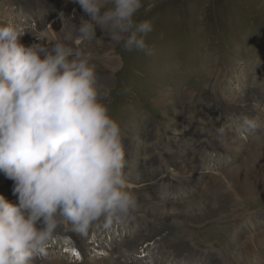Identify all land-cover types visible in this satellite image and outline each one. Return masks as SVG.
<instances>
[{"label": "clouds", "instance_id": "1", "mask_svg": "<svg viewBox=\"0 0 264 264\" xmlns=\"http://www.w3.org/2000/svg\"><path fill=\"white\" fill-rule=\"evenodd\" d=\"M73 2L90 17L76 28V47L25 46L22 27L0 26V172L14 181L19 201L0 195V264H36L61 223L88 238L102 218L111 225L140 207L126 190L111 90L101 83L92 53L78 45L96 41L99 27L126 51L150 55L146 37L153 24L136 19L143 0Z\"/></svg>", "mask_w": 264, "mask_h": 264}, {"label": "rangeland", "instance_id": "2", "mask_svg": "<svg viewBox=\"0 0 264 264\" xmlns=\"http://www.w3.org/2000/svg\"><path fill=\"white\" fill-rule=\"evenodd\" d=\"M79 16L90 20L85 12ZM136 19L138 22L148 20L153 24V31L146 37V43L152 50L150 55L139 50L126 51L122 43L110 41V37L99 27L96 30V41H85L78 46H81L83 51L92 53L101 83L111 90V102L105 103H108L111 117L122 128L123 142L133 143L134 140H140V134L147 132L150 137L155 133L148 144H138L136 151L129 155V169L126 161L124 171H128L130 179L137 178V174L147 166L154 146L162 137L159 130H165L170 125L167 124V118H172V126L178 127V115L181 116L188 110L194 111V108L188 109L187 105L194 104V100L201 94L212 91L224 78L229 65H232L241 78L252 83L261 80L264 84V0H143V7L136 14ZM73 47H76L74 43ZM155 56L163 63L159 64L161 68L155 71V74L159 75L151 74L150 80L156 82L153 86L157 90L166 86L170 92L162 89L158 94H153L143 87L144 73L149 68L153 67L151 72L157 68L151 61ZM166 59H169L170 64L167 65ZM243 68L250 70L241 74ZM166 74L167 78L159 84L161 76L166 77ZM167 80L169 84L166 85ZM113 90L117 93L115 96ZM140 99L144 103V111H136ZM258 114L261 119V108ZM211 131L215 133L212 129ZM216 136L221 139V136ZM230 141L227 148L236 153L247 146L235 139ZM258 145L261 146L258 148ZM251 148L257 154L248 155L242 163L216 175L209 176L198 171L203 184L195 197L177 203L156 202L157 212H152L149 217H153V213L163 212L183 214L190 210H199L209 203L216 209L222 207V210L213 216L214 219L209 218L202 228L195 229L199 244L206 251L211 250L218 263L224 259L232 261L233 264H264V230L256 229L250 235L249 232L245 234V228L241 227L249 217L254 216V220L264 213V197L255 195L254 190L244 196V187L233 186L230 182V179L239 180L240 171L247 170L253 176V172L258 169L256 162L264 160V133L256 134ZM141 149L144 157L137 154ZM126 158L127 156L125 160ZM213 185H217L215 191L211 188ZM223 191H234L237 196L226 200L221 197ZM218 192L219 196L215 195ZM237 205L239 206L235 207ZM209 220L211 221L208 222ZM60 225L63 229H71V226L65 223ZM128 231L131 236L114 245L112 259L98 261L90 258L81 264H114L117 262L113 259L117 256V248L123 243L137 247L129 257L131 254L139 255L140 248L143 247L140 243L144 240L150 245L148 252L154 254L155 250H159L158 259L162 263L169 264L173 258L174 264H196L193 263L194 258L201 255L195 248L184 251H180L179 247L170 249L169 240L172 236L159 235L153 225L144 231ZM193 236L195 239V232ZM160 237H164L163 240L156 241ZM165 254L168 256L167 261L164 260ZM121 262L122 260L119 263ZM142 263L143 261L134 259L131 264ZM210 263L206 258L201 264Z\"/></svg>", "mask_w": 264, "mask_h": 264}, {"label": "bare ground", "instance_id": "3", "mask_svg": "<svg viewBox=\"0 0 264 264\" xmlns=\"http://www.w3.org/2000/svg\"><path fill=\"white\" fill-rule=\"evenodd\" d=\"M44 1H55L59 2L61 0H41L43 3ZM82 19L80 16L75 17L73 20L67 22L65 25L60 27V30L57 29H43L37 33V39L39 42L42 44L51 47L52 45L56 43H63L65 45L73 46V43L75 41L76 37V28L78 29L79 26L81 25ZM110 40V39H109ZM111 41V40H110ZM20 43L24 45V42L20 40ZM81 48V46H80ZM82 49V48H81ZM93 49V46L91 47ZM104 79V78H103ZM104 81V80H103ZM105 82V81H104ZM261 119L264 121V111L261 112ZM208 134L213 136L215 139H217V136L215 133L209 129ZM230 140H225L223 144L224 147H228L227 145L230 144ZM261 145H258L256 147H260ZM251 154H257L254 152L253 148L249 149L248 155ZM176 161L182 160L185 162V170L187 169L188 171H191L194 173V175L199 178V170L200 166L198 163L193 159L191 156H189L188 153L185 155H174ZM256 164L258 165V169L253 172V176L247 171L243 170L238 173L239 175V180H233L230 179V182L233 184V186H243L245 195L246 196L249 191L254 190L255 195H261L264 197V160L263 161H257ZM202 171V170H201ZM142 185H139L137 189V194L139 197L142 199V202L140 204V208H142L143 213H145V216H150L152 212H157L156 211V199L148 197L144 198V195L148 193L150 190L149 187V182L147 180H142L141 181ZM252 186H255V188H251ZM13 188H14V181L10 180L3 172H0V195H2L9 203L12 204H18V198L16 195H13ZM214 191L215 188H217V185H213L211 187ZM217 191V189H216ZM215 195L219 196V192L215 193ZM237 194L236 192H224L222 194V198L226 200H230L232 198H236ZM243 196V197H244ZM220 210H222V207H219L218 209L214 208L211 203L206 204L203 206V208L199 210H190L186 213L179 214H168V213H153V219L156 220V228L157 232L159 235L162 236H172V239L169 240V247L174 248V247H179L180 251H184L186 249H192L195 247H192L186 240L188 238V231L190 233V237L192 240L195 241L193 238L194 230L196 229L197 224H203L205 221H207L211 217L218 213ZM214 219V218H213ZM183 223L187 224H196V225H184ZM39 226V224H38ZM169 227H178L181 228L180 230H170L168 229ZM188 228V229H186ZM57 231H72L71 229H63L62 226L60 225L57 229ZM144 244H148L147 240H144L140 243V246H143ZM137 247L132 244L128 245V243H123L122 246L117 248L118 253V261L115 262L114 264H121L119 263L121 260L123 261L124 259L128 258L130 253L134 251ZM196 249V248H195ZM164 252L161 253L163 255ZM116 255V254H115ZM167 254L164 256V260L167 261ZM206 258L207 260L211 261L213 260L214 256L212 255L211 252L206 253ZM36 264H58V263H50V262H37ZM61 264H66V263H61ZM219 264H233L232 261H224V259H221L219 261Z\"/></svg>", "mask_w": 264, "mask_h": 264}, {"label": "snow or ice", "instance_id": "4", "mask_svg": "<svg viewBox=\"0 0 264 264\" xmlns=\"http://www.w3.org/2000/svg\"><path fill=\"white\" fill-rule=\"evenodd\" d=\"M77 261H79L81 259V254L78 251L73 250L71 253Z\"/></svg>", "mask_w": 264, "mask_h": 264}]
</instances>
